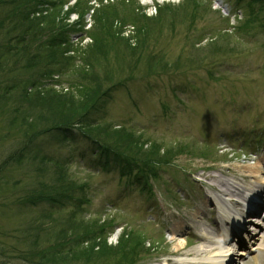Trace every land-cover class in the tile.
<instances>
[{
  "label": "rangeland",
  "instance_id": "374dc122",
  "mask_svg": "<svg viewBox=\"0 0 264 264\" xmlns=\"http://www.w3.org/2000/svg\"><path fill=\"white\" fill-rule=\"evenodd\" d=\"M60 1H69L70 7L82 5L76 12L65 8L59 14L67 15V19H62L74 30H85L70 40L75 49L81 44L87 46L85 56L79 51L71 53L78 67L83 69L82 64L92 57H104L105 61L93 71L101 78L105 74L109 77L105 90L123 88L98 103L97 111L103 108L101 112L107 113L104 121L162 142V154L170 147L182 153L174 157L168 153L167 165L150 166L152 172L143 174L151 183L153 195H146L138 186L124 184L127 179L121 177L113 161L110 160L109 169L101 168L105 159L96 156L88 144L69 142L58 132L40 136L30 145L21 165L15 160L2 168L8 157L18 153L21 133L30 128L27 117H33L44 127L49 116L59 119L71 107L54 101L46 104L43 98L30 114L28 94L37 91L32 82H48L40 76L44 66L22 70L24 65L15 64L17 60L7 56L0 69V264H28L20 256L29 252L30 242L38 234L35 229L52 226L49 219L41 222L45 215L74 216L77 221L72 227L77 236L91 234L95 225L90 219L114 220L115 234L100 248L106 256L95 257L96 262L106 264H165L184 240L187 250L205 245L198 241L200 231L213 233L207 222L217 217L213 216L214 202L223 200L221 195L208 191L207 178L213 176L239 188L232 194L241 201L242 192L248 193L258 186L257 181L247 177V166L264 164L261 4L256 6L255 18L236 21L234 13L239 0ZM3 2L9 1L0 0V22L11 9L9 3ZM5 28L0 31V54L11 45L8 27ZM120 31L123 39L115 35ZM90 35L96 37L95 49L90 46ZM50 84L45 89L56 86V82ZM60 84L63 89L76 85L68 79ZM97 116L101 117V113L95 112L94 117ZM45 156L64 161L68 165V179L58 175L55 167L50 170L48 162L47 169L41 170L34 157ZM56 185L71 188L66 207L29 205L35 196L38 200L52 195ZM81 205L84 209L79 214ZM75 223L82 228L73 226ZM102 225L95 226L101 233ZM251 225L247 224L257 229L250 230L257 241L236 250L233 264H264V252H257L264 231ZM174 227L184 228L181 238L172 237ZM124 229L138 232L131 242L124 240ZM42 231L39 235L47 237L49 230ZM139 238L148 248L143 254L138 253L142 251ZM97 245L96 241L94 250L100 251ZM243 250L246 255L240 254Z\"/></svg>",
  "mask_w": 264,
  "mask_h": 264
},
{
  "label": "trees",
  "instance_id": "16d2710c",
  "mask_svg": "<svg viewBox=\"0 0 264 264\" xmlns=\"http://www.w3.org/2000/svg\"><path fill=\"white\" fill-rule=\"evenodd\" d=\"M8 1L3 3L4 5L9 3L11 9L2 22H0V27L4 29L8 27L7 30L9 32L6 33L9 34L8 41L11 42V45H7L4 52L2 51L3 53L0 54V69H3L1 68V61L7 58V56L16 59L17 63L15 64L24 65L25 67L23 66L22 70H31L36 66H44V70L40 72V76L41 79L46 78L48 82L46 84H41L39 80L32 82V88L37 91L28 94L29 97L31 96V104L29 105H32L28 110L30 114L32 111L37 110V103L43 98L46 104H51L54 101L62 102V104L70 105L71 107H69L70 111L66 115L57 114L60 116L59 119H57L58 116H49L45 119L47 124L42 123L45 125L44 127L38 125L33 117H27V121H30V128L27 132L21 133V146L18 148V153H14L8 157L2 168L15 160V162L21 165L24 161V156H26L25 154L28 152L29 145L35 143L40 136L55 132L62 134L64 139L69 140V142L88 144L90 149L99 153L101 157L106 160H113V163L120 168L122 176L131 180L142 179L144 181L146 177H143V174L145 176L147 171L152 172L149 169L150 166L167 165L166 159L168 153L172 154L173 157L176 154L182 153L181 151L176 152V149L170 147L168 148V152L162 154L163 148L159 142L147 140L144 136L137 135L133 131L114 129L112 126L103 124L100 122L101 120L93 117L95 112L100 111V109L97 111L98 103L106 97L109 98V95L116 88L112 87L109 90H105L106 87L104 88V86H108L109 77L105 74L101 78L100 75V77L98 76L99 73L97 74V71H93L95 66L98 67L101 61H105L104 57H92L89 61L86 60V63L82 64L84 68L81 69L75 62V56L71 54L79 51L85 56L88 53L86 50L87 46L85 48L81 44L75 49L70 41L75 34L85 33V30H74V26H70L63 21V19H67V15L61 17L59 14L63 13L65 8L69 12L73 10L76 12V9L81 8V4L76 3L74 7H70L68 2L60 0ZM244 2L245 10L251 17L254 16L255 18L254 13H256V6L258 4H261L260 10H264V0H244ZM249 3H251V7ZM79 16L82 18L81 14ZM248 24H251V22ZM121 34V31L115 33L116 36L122 38ZM88 38L93 43L90 46H93L92 49H95L98 46L96 37L90 35ZM111 39L115 38L112 37ZM90 46H88V49ZM83 49H85V52ZM55 77L61 79L56 83L62 82L63 79H68V82H73L76 85L66 92L64 90L63 92H56L53 87L45 89L47 84L51 85L50 83L55 81ZM21 95V97L26 96L25 94ZM18 113L17 116L19 115ZM34 159L38 161V166L41 170H44L42 169L44 167L47 169L48 165H46V162H48L51 166L50 170H54L53 167H55L59 171H56L58 175L61 173L60 176H65L67 164L64 161L57 162L53 158L49 160L46 156L42 158L34 157ZM105 166L107 167V165ZM65 177L67 178V176ZM70 193H72L71 188L68 186L62 188L56 185L52 189V195H44L38 200V197L36 198L35 196L30 200L29 204L36 206L38 203H48L52 207H66L71 198ZM42 218L44 219H42L43 221L49 219L52 222V226L45 229L39 226L35 229L38 230V234L31 240L29 252L20 256V259H23L28 264H106L102 261L96 262V258L106 256V253L103 250L101 251L100 248H103L102 245L106 244L108 234L113 231L109 225L110 223L99 227L100 229L104 227V232L101 233L95 227L101 225V222L91 221L95 225H92L94 227L89 232L91 234L77 236L74 232L76 228L72 227V223L77 221L74 216L56 218L52 217V215H45ZM73 226L82 228L77 223ZM42 230L44 233L49 230L47 237L39 235ZM102 235L104 239H102ZM134 236L136 235L126 233L123 235V238L124 240L128 238V240H125L128 243L134 239ZM96 241L99 244L97 246H99L98 250L100 251L94 250ZM138 242L139 248L142 250L138 253L143 254L146 251V244L141 241V238H139ZM92 249L93 251H91ZM124 250L127 251V249ZM136 263L131 262V264ZM107 264H111V262H107Z\"/></svg>",
  "mask_w": 264,
  "mask_h": 264
},
{
  "label": "bare ground",
  "instance_id": "6f19581e",
  "mask_svg": "<svg viewBox=\"0 0 264 264\" xmlns=\"http://www.w3.org/2000/svg\"><path fill=\"white\" fill-rule=\"evenodd\" d=\"M159 1H161V2H165V1L166 2H179L181 0H159ZM262 158H264V157H262ZM260 164L261 165H257V167L247 166V169H248V173L250 174L249 176H253L252 178H255L256 181H258V183H259V185H258L259 189H258V192L255 193V198L257 201H259L260 207H262L263 202H264V194H263V192H264V164H262V163H260ZM207 179L210 182V184H208L209 185L208 188L210 190L220 194V195H226V196L232 197L231 196L232 192L239 190V188H235V186H230L228 183H226V181H222L219 178H215L213 176H210ZM237 204L238 203L235 201H230L226 205L227 207H224L223 204H218L216 208L217 209L219 208L221 210V212H223L225 210L226 211H228V210L232 211L231 209H228V207L234 206L237 208ZM262 208H264V207H262ZM222 215L223 216L221 218V221H222V226L224 228L225 221L229 222V219L231 220V216H229V214H224V213H222ZM260 216H262V214H260ZM263 217H264V214H263ZM255 222L257 224L262 223L259 219H256ZM231 224H233V222ZM190 227L191 226H189V228ZM253 230H255V229L253 228ZM171 232H172L171 235L173 238L179 239L184 234L183 233L184 228L183 227H174ZM201 238L203 241L206 242L205 246H203V247L187 250L188 247L186 246V242H184L185 240L179 244L177 251H176V255H178L177 257L183 258V260L180 264H225L222 261V258L226 257L227 255H225L224 252L219 250L218 247L213 246L214 243H213V240L211 238L208 239V237L203 235V234L201 235ZM249 239H250L249 243L251 242V240L255 241V238L252 236H250ZM247 245H248V243L244 242V246L247 247ZM263 247H264V239L261 241V244L259 245L257 252H264ZM230 249H231V246L228 250H230ZM240 254L245 255L244 252H240ZM231 257H232V255H231ZM233 262H235V261L231 259L230 264H233Z\"/></svg>",
  "mask_w": 264,
  "mask_h": 264
}]
</instances>
